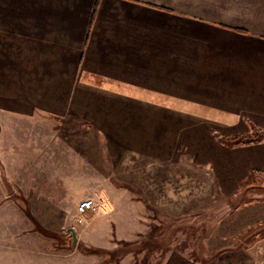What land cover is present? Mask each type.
Here are the masks:
<instances>
[{"label": "crops", "instance_id": "obj_1", "mask_svg": "<svg viewBox=\"0 0 264 264\" xmlns=\"http://www.w3.org/2000/svg\"><path fill=\"white\" fill-rule=\"evenodd\" d=\"M47 116L53 127L73 117L95 129L106 154L96 166L121 181L116 191L145 192L154 206L174 191L192 192L187 207L204 192L264 188V140H224L264 127V0H0L8 213H19L11 198L20 192H55L58 201L59 192L107 186L91 183L90 158L75 151L82 137L57 136L47 147L10 134ZM28 159L46 170L49 161V182L34 173L26 186ZM38 233L32 245L43 242Z\"/></svg>", "mask_w": 264, "mask_h": 264}, {"label": "rangeland", "instance_id": "obj_2", "mask_svg": "<svg viewBox=\"0 0 264 264\" xmlns=\"http://www.w3.org/2000/svg\"><path fill=\"white\" fill-rule=\"evenodd\" d=\"M50 120L49 116L43 121L27 119L22 127L11 128L10 134L32 141L42 138L47 147L57 136L82 137L74 143L75 151L90 158L91 183L107 186L101 193L59 192L58 201L55 192H20L11 198L20 200L16 202L19 213H8L3 204L9 202H4L0 205V264H264V188L259 181L231 197L219 192L211 199L204 192L196 206L184 207L185 203L195 205L187 200L192 192H168L166 200L159 202L166 206H154L145 192L116 191L121 181L108 167L96 166L106 154L95 129L73 117L57 122L56 127ZM237 137L224 140L231 145ZM32 155L33 151L28 157ZM28 160L26 186L34 187V173L39 181L49 182V161L46 170L40 165L35 168V161ZM84 201L94 203L97 210L79 222L78 205ZM70 228L76 233L75 244ZM38 232L44 235L43 242L32 245L30 235H40ZM50 233L59 236L51 238Z\"/></svg>", "mask_w": 264, "mask_h": 264}, {"label": "trees", "instance_id": "obj_3", "mask_svg": "<svg viewBox=\"0 0 264 264\" xmlns=\"http://www.w3.org/2000/svg\"><path fill=\"white\" fill-rule=\"evenodd\" d=\"M253 132H257V134H259V135H257V134L255 135ZM263 140H264V127H262V128L253 127L251 134L241 135V136L239 135V137H237L236 142L233 144L234 145H241V144L259 142V141H263ZM233 144H231V145H233Z\"/></svg>", "mask_w": 264, "mask_h": 264}, {"label": "built area", "instance_id": "obj_4", "mask_svg": "<svg viewBox=\"0 0 264 264\" xmlns=\"http://www.w3.org/2000/svg\"><path fill=\"white\" fill-rule=\"evenodd\" d=\"M97 210V207L91 201H84L78 205V216L77 221L81 222L83 217L90 212H94Z\"/></svg>", "mask_w": 264, "mask_h": 264}, {"label": "water", "instance_id": "obj_5", "mask_svg": "<svg viewBox=\"0 0 264 264\" xmlns=\"http://www.w3.org/2000/svg\"><path fill=\"white\" fill-rule=\"evenodd\" d=\"M68 232L71 233L72 238H73V244H75V241H76V233H75V230L73 228H70V229H68Z\"/></svg>", "mask_w": 264, "mask_h": 264}]
</instances>
